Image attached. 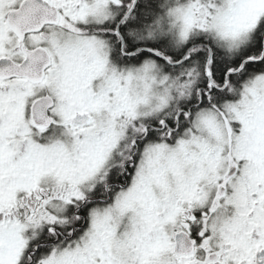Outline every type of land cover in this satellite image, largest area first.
Wrapping results in <instances>:
<instances>
[{"label":"snow or ice","instance_id":"6c2138e0","mask_svg":"<svg viewBox=\"0 0 264 264\" xmlns=\"http://www.w3.org/2000/svg\"><path fill=\"white\" fill-rule=\"evenodd\" d=\"M0 264H264V0H0Z\"/></svg>","mask_w":264,"mask_h":264}]
</instances>
